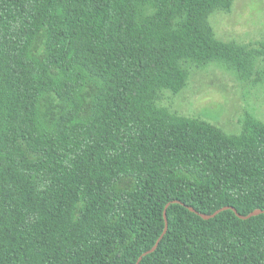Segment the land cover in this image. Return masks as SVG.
Masks as SVG:
<instances>
[{
	"label": "trees",
	"instance_id": "1",
	"mask_svg": "<svg viewBox=\"0 0 264 264\" xmlns=\"http://www.w3.org/2000/svg\"><path fill=\"white\" fill-rule=\"evenodd\" d=\"M232 0H0V264H135L167 202L264 209V120L159 105L216 61L264 83ZM138 264H264V212L166 208Z\"/></svg>",
	"mask_w": 264,
	"mask_h": 264
},
{
	"label": "rangeland",
	"instance_id": "2",
	"mask_svg": "<svg viewBox=\"0 0 264 264\" xmlns=\"http://www.w3.org/2000/svg\"><path fill=\"white\" fill-rule=\"evenodd\" d=\"M209 22L220 40L264 41V0H232L229 11H213ZM256 67L263 68L264 62ZM158 104L202 118L226 132H237L247 113L264 120V83L241 79L223 64L210 61L191 69L180 92L162 90Z\"/></svg>",
	"mask_w": 264,
	"mask_h": 264
},
{
	"label": "water",
	"instance_id": "3",
	"mask_svg": "<svg viewBox=\"0 0 264 264\" xmlns=\"http://www.w3.org/2000/svg\"><path fill=\"white\" fill-rule=\"evenodd\" d=\"M172 202L181 203V204L187 206L188 209H189L190 211H193V212L197 213L198 215H200V216H201L202 218H204V219H209V218H211V217H214L217 213H219L220 211H222V210H224V209H231V210H233V211L235 212V214H236L239 218H241V219H247V218H249V217H251V216H254V215H257V214H259V213L264 212V209H259V208H257V209H254V210L250 211L248 214L243 215V214H240V213H239V212H238L233 206H223V207H221V208H219V209H216L214 212H212V213H210V214H207V213H201V212L195 210L194 207H192V206H188V205L184 204L183 202H180L179 200H172V201H170V202H167L166 205H165V208H164V212H163V213H164L165 225H164V229H163L162 233H161L160 236L157 238V240H156V242L154 243V245H153L151 248H149L148 250H145V251H144V252L138 257V259H137V261H136L135 264H138L139 261L141 260V258H142L144 255H146V254H148V253H150V252H152L153 250L156 249V247H157V245H158L160 239L162 238L163 234L166 232V229H167L166 208H167L168 205H169L170 203H172Z\"/></svg>",
	"mask_w": 264,
	"mask_h": 264
}]
</instances>
